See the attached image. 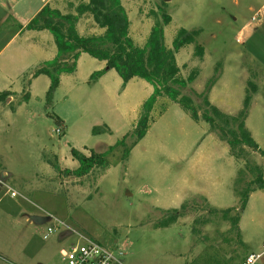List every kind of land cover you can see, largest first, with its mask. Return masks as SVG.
Instances as JSON below:
<instances>
[{"label": "rangeland", "instance_id": "374dc122", "mask_svg": "<svg viewBox=\"0 0 264 264\" xmlns=\"http://www.w3.org/2000/svg\"><path fill=\"white\" fill-rule=\"evenodd\" d=\"M44 1L0 0V91L10 90L9 100L0 103V167L19 193L0 194V264H65L63 251L81 242L77 233L121 251L123 264H243L250 253L263 251L264 191L251 193L240 214L238 237L221 212L211 209L239 207L234 190L245 185L237 183L244 160L229 154L217 129L210 131L208 123L196 122L168 98L158 100L143 139L131 148L128 136L126 148L108 155L111 166L103 176L98 170L81 178L60 172L77 166L71 148L104 152L131 133L152 86L133 78L123 88L113 69L92 80L105 62L82 53L76 71L61 75L49 95V77L33 73L55 56L56 45L48 31L25 29ZM122 2L139 45L153 24L152 11L171 15L164 29L168 46L181 27L201 30L197 39L205 47L203 59L193 56V45L176 54L182 76L200 69L182 89L200 115L203 92L220 110L236 114L249 82L258 86L246 125L264 151V0ZM51 4L69 11L66 0ZM77 28L81 35L103 31L88 14ZM248 158L264 166L258 152ZM254 178L247 173L245 181ZM183 203L185 215L176 223L155 227L167 210ZM57 220L64 225L57 227Z\"/></svg>", "mask_w": 264, "mask_h": 264}, {"label": "trees", "instance_id": "16d2710c", "mask_svg": "<svg viewBox=\"0 0 264 264\" xmlns=\"http://www.w3.org/2000/svg\"><path fill=\"white\" fill-rule=\"evenodd\" d=\"M66 4L69 10L67 13H63L50 3L45 4L25 26L27 30L48 31L56 45V55L45 61L33 73V77L39 75L49 77V95L59 86L61 75L73 74L76 71L77 61L82 53L106 63L105 68L93 72L90 79L95 80L113 69L121 77L123 88L131 79L139 78L148 82L153 91L143 101L131 133L104 152L91 150L87 154L71 148L70 154L77 162V166L65 168L60 172L66 176L81 178L98 170L99 175L103 176L111 166L108 155L118 147L126 148L128 136L133 138L131 148L143 139L154 121L152 112L158 100L168 98L179 104L196 122L203 120L208 123L210 131L217 129L221 139L228 144L229 154L235 159L244 160V168L239 170L237 183L245 185L240 190L236 186L234 190L239 199V207L211 209L215 214L221 212L222 219L229 221L231 230L240 237V214L246 209L251 193L256 190L264 191V166L253 165L248 158L251 152H258L264 156V151L246 126L251 100L253 94L258 91V86L252 81L249 82L242 109L236 114L223 112L212 104L208 93L203 92L205 110L200 115L193 99L182 93V89L196 80L200 69L194 67L188 76L184 77L176 59V54L189 45L194 46L193 56L203 59L205 47L197 39L200 29L179 28L171 46H168L164 29L170 24L171 15L163 11L161 14L152 11L153 24L145 42L139 45L130 34L131 20L122 0H66ZM86 14L92 16L97 26L103 30L102 33L91 35L79 33L77 24ZM216 78L215 75L207 82L208 90L210 85L215 84ZM8 96V92H1L0 101H5ZM28 98L27 92L23 99L27 101ZM165 111L166 108L163 107L161 113ZM57 123L61 124L60 120H57ZM93 131L96 132V128ZM131 148L125 150L123 160L129 156ZM53 166L55 170L59 169L56 165ZM247 173L254 174L255 178L246 182ZM185 208L186 203H183L179 209L167 210L168 216L157 222L155 227H168L176 223L185 215Z\"/></svg>", "mask_w": 264, "mask_h": 264}, {"label": "built area", "instance_id": "2783aa9c", "mask_svg": "<svg viewBox=\"0 0 264 264\" xmlns=\"http://www.w3.org/2000/svg\"><path fill=\"white\" fill-rule=\"evenodd\" d=\"M257 19V18H253ZM61 128H57L56 132L61 133ZM4 193L10 197H17L19 193L10 184L7 178V173L1 172L0 174V194ZM64 225L63 222L57 220L56 226L60 227ZM49 233L53 232L52 228L48 229ZM81 239L80 243L71 245L68 250L63 251L65 258V264H123L120 256L122 252L116 248L108 247L101 242L81 235L77 233ZM264 256V250L261 252L250 253L243 264H263L262 257Z\"/></svg>", "mask_w": 264, "mask_h": 264}, {"label": "crops", "instance_id": "0c3cea01", "mask_svg": "<svg viewBox=\"0 0 264 264\" xmlns=\"http://www.w3.org/2000/svg\"><path fill=\"white\" fill-rule=\"evenodd\" d=\"M51 1H52V0H45V1L40 5V7H39L38 10H40V8H42V7H43L45 4H47V3H50V4H51ZM51 5H52V4H51ZM41 6H42V7H41ZM35 15H36V14H35ZM35 15H34V16H35ZM144 42H145V41H144ZM55 55H56V54H55ZM105 66H106V63H105ZM104 68H105V67H104ZM104 68H102V69H104ZM102 69H100V70H102ZM96 71H98V70H96ZM94 72H95V71H94ZM49 85H50V84H49ZM5 91L9 93L10 90L0 91V93H1V92H5ZM152 91H153V88H152ZM11 92H12V91H11ZM151 93H152V92H151ZM151 93H150V94H151ZM13 94H14V93L12 92V94H11V99H12L13 96H14ZM150 94H149V95H150ZM9 96H10V93H9ZM9 96L7 97L8 100H9ZM5 101H6V100H5ZM5 101H4V102H5ZM0 103H3V101H0ZM142 103H143V102H142ZM141 105H142V104H141ZM135 112H136V111H135ZM246 126H247V125H246ZM248 129H249V128H248ZM252 136H253V135H252ZM0 171L3 172V174H4V173H7V174H8L7 170H6L5 168H3V167H0Z\"/></svg>", "mask_w": 264, "mask_h": 264}, {"label": "water", "instance_id": "95a60500", "mask_svg": "<svg viewBox=\"0 0 264 264\" xmlns=\"http://www.w3.org/2000/svg\"><path fill=\"white\" fill-rule=\"evenodd\" d=\"M164 1H166V2H167V1H169V0H164Z\"/></svg>", "mask_w": 264, "mask_h": 264}]
</instances>
